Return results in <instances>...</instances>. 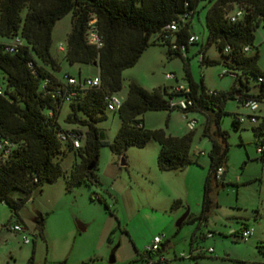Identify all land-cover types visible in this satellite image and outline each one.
Listing matches in <instances>:
<instances>
[{
    "label": "rangeland",
    "instance_id": "1",
    "mask_svg": "<svg viewBox=\"0 0 264 264\" xmlns=\"http://www.w3.org/2000/svg\"><path fill=\"white\" fill-rule=\"evenodd\" d=\"M207 6H198L189 18V31L197 40L182 52L186 59L168 53L165 45L150 43L132 66L121 71L122 87L117 96H122L129 80L146 89L164 84L186 86L190 80L198 90L203 86L209 91H226L232 84L237 85L232 73L221 74L227 68L220 61L200 64L198 60L200 49L209 58L220 57L213 44L205 46ZM69 28L68 14L52 27L50 51L59 64L55 73L60 78L65 72L74 76L95 75L96 67L92 64H68L63 60V51L57 45L64 43ZM253 44L256 64L263 69L261 27L254 31ZM253 51L254 47L250 53ZM166 72L175 77L165 78ZM249 85L253 91V79H249ZM222 110L217 126L224 133L225 171L221 183L212 182L213 202L204 220L199 221L198 217L210 139L202 134L205 116L195 109L187 114L195 120L189 155L196 162L159 170L158 144L150 138L143 146L125 147L121 164V156L105 143L98 147L93 169L95 181L68 184L72 165L79 160L68 150L59 160L61 173L44 182L40 189L31 190L15 213L0 201V264H264V131L255 134L247 117L237 127L231 125L233 114L245 116L249 112L234 97L225 99ZM66 111L67 105L63 103L57 115L60 126L84 131L83 126L63 120ZM254 113L257 123L264 114V105L259 104ZM142 122L145 128H161L175 136L189 130L182 112L175 109L147 110L142 114ZM95 126L100 129L101 138L110 141L119 126L116 112L106 109L105 117ZM257 147H262V152ZM194 148L203 153L195 156ZM10 195L22 197L23 192L13 189ZM36 212L42 217L44 238L35 235L37 227L32 217ZM183 213L184 222L175 225ZM13 224H18L21 231L13 230ZM244 225L252 227L246 238L238 235ZM206 232L211 236L203 237ZM21 233L27 236V242H23ZM154 234L162 235L159 251L146 255L143 246ZM207 246L212 247V252L205 251ZM190 248L193 257H180L179 253L187 254Z\"/></svg>",
    "mask_w": 264,
    "mask_h": 264
},
{
    "label": "trees",
    "instance_id": "2",
    "mask_svg": "<svg viewBox=\"0 0 264 264\" xmlns=\"http://www.w3.org/2000/svg\"><path fill=\"white\" fill-rule=\"evenodd\" d=\"M204 5H208L204 13L205 46L213 44L220 57L209 58L204 49H200L202 56L198 60L200 64L220 61L227 68L225 72L235 76L237 85L232 84L226 91H209L203 86L198 90L197 84L190 80L185 86L187 90L182 92L173 90L171 85L146 89L129 80L120 96L119 107L113 110L119 126L110 141L103 140L95 123L105 117L106 95L120 92L121 71L132 66L150 43L165 45L168 53L186 59V55L170 51L168 42L184 43L187 50L186 39L192 33L189 18L198 6ZM235 8L242 12L230 20L227 14ZM66 14L70 28L64 38L62 58L68 64L94 65L98 78L96 86L76 88L66 102L63 120L83 126L84 131L60 126L57 115L63 104L62 94L50 95L56 88L61 93L63 87L73 86L63 80L64 76L73 74L65 72L60 78L55 73L59 64L50 51L52 27ZM91 18H94L101 41L99 46L86 41V28ZM171 20L175 21L176 29L167 31V37L163 38V27ZM258 27L264 32V0H0V37L4 38L0 40V138L10 142L6 154L0 156V201L15 213L31 190L40 189L44 182L54 180L61 173L59 160L68 150L79 156L67 177L68 184L95 181L93 169L98 147L105 143L121 156L125 147H140L152 138L158 144L156 166L159 170L196 162L189 155L192 129L175 136L161 128H145L142 122V114L147 110L175 109L186 113L196 109L205 116L202 134L210 139L198 217L199 221L204 220L213 202L212 182L221 183L223 178L219 176L225 171L224 133L217 126L225 99L234 97L239 103L253 99L258 106L264 105V68L256 64L257 51L253 44L254 31ZM15 36L21 43L12 51L5 49ZM192 43L195 41L189 44ZM245 45L247 50L243 49ZM79 76L77 73L75 77ZM249 79H253V91H250ZM181 94L192 97L193 104L185 109L169 107L167 99ZM256 116L254 113L251 130L260 134L264 131V114L257 123ZM236 118L233 114L230 121L233 127L241 123ZM66 128L79 134L78 146L73 147L68 140L57 137V132ZM91 162L92 167L87 168ZM217 167H221L218 176L215 174ZM13 189L23 192V196L13 198L10 195ZM35 218V235L44 238L39 212ZM159 248L154 251L158 252ZM151 252L144 251L146 255Z\"/></svg>",
    "mask_w": 264,
    "mask_h": 264
},
{
    "label": "built area",
    "instance_id": "3",
    "mask_svg": "<svg viewBox=\"0 0 264 264\" xmlns=\"http://www.w3.org/2000/svg\"><path fill=\"white\" fill-rule=\"evenodd\" d=\"M242 12V9L240 8H235L233 11H231L230 13L227 14V17L230 20L235 19L236 17L240 16ZM94 22V18H91L88 21V26L86 28V33H85V37H86V41L88 43L94 44L95 46H99L101 44L99 35L97 33L96 27L93 24ZM176 29V23L174 20H171L170 22H168L167 24L164 25L163 27V38L167 37L166 32L167 31H172ZM197 40V36L193 33L189 34L187 39H186V44H189L191 42H194ZM21 40L15 36L9 43H7L5 45V49L12 51L13 48L20 44ZM63 48V44L58 43L57 45V49L58 50H62ZM168 49L172 52L177 51L180 53L181 56H185V53H182L183 51L185 52V44L184 43H175L174 41H169L168 42ZM244 50L248 49V46H244L243 47ZM224 50H226V47L224 48ZM202 56V53L199 52L198 54V59H200ZM225 70L221 71V74L224 73ZM165 78H174L175 76L173 75V73L171 72H166L164 73ZM64 82L65 84L68 85H73L71 88L68 87H63V92L60 93L59 88H56L55 90L51 91L50 95L54 96V95H61V99L63 103L68 102L71 97L75 94L76 92V88H80V89H85L87 87H91V86H96L98 84V78L95 75H83V76H79L78 78L73 76V75H68V76H64ZM75 85L77 87H75ZM172 89L175 91H186V87L184 85L181 84H175V85H171ZM0 91H1V86H0ZM120 101L121 98L119 96H117L116 94H108L105 97V104H106V108L108 110H115L119 107L120 105ZM167 104L169 107H177L179 109H185L186 107H189L193 104V100L192 97L187 96L185 94H181L178 96H172L169 97L167 99ZM240 104L244 107H246L247 109H249L248 114H246L245 116L242 114L237 115V121L238 122H243L246 117L250 122H253L255 120L254 117V111L255 109L258 108V104L255 100L253 99H245L243 101L240 102ZM50 113V111H49ZM188 112L184 113L182 112L183 118L185 119V124L187 126L188 129H192L193 125H194V118L189 117ZM57 137L60 140H68L71 145L73 147L78 146L79 144V134L72 131L69 128H66L63 131H58L57 132ZM10 145V142L5 139V138H0V156H3L6 154L8 147ZM262 149V147H257V150L260 151ZM195 154H202L203 150L199 149V148H194L193 149ZM221 173V167H217L215 174L216 176H218ZM12 229L15 231H21V227L18 224H13L12 225ZM252 231V227L251 226H241V229L238 233V235L242 238H246L247 236L250 235ZM204 237H210L211 233L210 232H206L203 234ZM21 238L23 240V242H27L28 238L24 233H21ZM162 240V235L161 234H154L152 235V237L150 238V240L143 246V250L146 252H151L154 251L158 248L159 243ZM212 247L211 246H207L205 248L206 252H212ZM180 257H191V252H188L187 254H183V253H179Z\"/></svg>",
    "mask_w": 264,
    "mask_h": 264
},
{
    "label": "water",
    "instance_id": "4",
    "mask_svg": "<svg viewBox=\"0 0 264 264\" xmlns=\"http://www.w3.org/2000/svg\"><path fill=\"white\" fill-rule=\"evenodd\" d=\"M120 163H121V164L124 163L122 156L120 157ZM92 165H93V162H91L89 165H87V168H91ZM223 176H224V173H221L220 176H219V178L222 179ZM35 215H36V214H35ZM35 215H34V217L32 218V220H33L34 222L36 221ZM184 217H185V213H183L180 217H178V218L176 219V221H175V225H177V226L180 225V223H181V221L184 219ZM80 227L83 228V226H80ZM111 259H112V258H111Z\"/></svg>",
    "mask_w": 264,
    "mask_h": 264
},
{
    "label": "crops",
    "instance_id": "5",
    "mask_svg": "<svg viewBox=\"0 0 264 264\" xmlns=\"http://www.w3.org/2000/svg\"><path fill=\"white\" fill-rule=\"evenodd\" d=\"M78 70V69H77ZM71 74V73H70ZM164 85H166V84H164ZM33 218V217H32ZM205 238H207V237H205ZM190 247H191V245H190ZM199 251V250H198ZM201 251V250H200ZM189 252H191V257H193V255H194V253H193V249L192 248H190V251ZM196 252V251H195ZM202 252V251H201Z\"/></svg>",
    "mask_w": 264,
    "mask_h": 264
}]
</instances>
